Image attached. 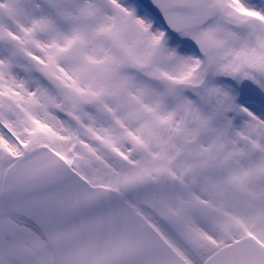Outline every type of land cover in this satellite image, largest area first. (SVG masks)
<instances>
[{
	"label": "snow or ice",
	"instance_id": "snow-or-ice-1",
	"mask_svg": "<svg viewBox=\"0 0 264 264\" xmlns=\"http://www.w3.org/2000/svg\"><path fill=\"white\" fill-rule=\"evenodd\" d=\"M0 264H264V0H0Z\"/></svg>",
	"mask_w": 264,
	"mask_h": 264
}]
</instances>
